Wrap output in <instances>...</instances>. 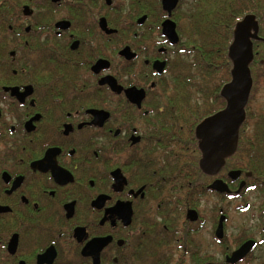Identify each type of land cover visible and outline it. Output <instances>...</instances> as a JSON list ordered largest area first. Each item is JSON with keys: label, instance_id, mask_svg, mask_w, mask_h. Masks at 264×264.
I'll list each match as a JSON object with an SVG mask.
<instances>
[{"label": "flooded vegetation", "instance_id": "obj_1", "mask_svg": "<svg viewBox=\"0 0 264 264\" xmlns=\"http://www.w3.org/2000/svg\"><path fill=\"white\" fill-rule=\"evenodd\" d=\"M215 2L0 0V264H264V168L200 165Z\"/></svg>", "mask_w": 264, "mask_h": 264}, {"label": "water", "instance_id": "obj_2", "mask_svg": "<svg viewBox=\"0 0 264 264\" xmlns=\"http://www.w3.org/2000/svg\"><path fill=\"white\" fill-rule=\"evenodd\" d=\"M176 2V0H175ZM260 25L255 14H247L236 23L233 41L229 46L228 56L232 61L231 80L223 85L220 94L226 100V106L216 114L204 119L197 126V136L201 140V168L205 173L217 174L224 166L226 158L238 148L239 135L246 118V106L253 87L251 64L254 60V41L264 39L259 35ZM130 49L122 53L128 57ZM132 88L127 90L129 93ZM142 96L144 92L140 90ZM140 103V102H139ZM240 170H235L234 178L239 177ZM242 182L240 188L243 186ZM212 187L219 191L228 190L227 184L219 179ZM244 249L236 252L243 255Z\"/></svg>", "mask_w": 264, "mask_h": 264}, {"label": "trees", "instance_id": "obj_3", "mask_svg": "<svg viewBox=\"0 0 264 264\" xmlns=\"http://www.w3.org/2000/svg\"><path fill=\"white\" fill-rule=\"evenodd\" d=\"M215 10L216 14L214 16L204 17L206 18L205 20L213 18V22H204L205 33L202 40V56L201 58L197 56L194 61L195 66H191L190 68L186 65L188 68L186 78L202 79V84L199 86V88L203 89L202 95L206 94V92H209V95L211 92L217 95L215 101H217V104L221 108V106L225 105V101L220 94V90L223 84L231 78L232 62L228 57V50L233 40V28L236 22L244 15L254 13L260 23V34L264 35V0H216ZM254 53L255 57L251 64V70L255 84L264 77L263 41H254ZM239 140L236 152V168L239 167L243 171L249 169L254 171V173L260 174L264 168V161L260 153L263 141L257 140L256 142L260 144L251 147L250 152L252 155L250 162L247 163L244 160L245 147L242 132L240 133ZM256 156H259L260 160Z\"/></svg>", "mask_w": 264, "mask_h": 264}, {"label": "rangeland", "instance_id": "obj_4", "mask_svg": "<svg viewBox=\"0 0 264 264\" xmlns=\"http://www.w3.org/2000/svg\"><path fill=\"white\" fill-rule=\"evenodd\" d=\"M259 35H260V37H263L260 33H259ZM261 41L264 42V39H261ZM253 83H254V79H253ZM172 84H174V82ZM179 89H180V87H179ZM178 91H179L178 87H175V88L170 87L169 88V92H171V94H176ZM252 91H253L252 92V96L250 97V101H249V106H250L249 107V111L251 112L249 114H251L250 118L252 119V121L250 123V127H251L252 132L249 133L248 136L251 138V140H255L257 134L259 133V132H256V131H259V129L257 127L258 126L257 125V121H259L261 116L263 117V115H264V77L262 79H260L259 82L255 83L253 85ZM215 104H213V105L209 104L210 108H208V109H211V108L219 109L220 106L218 104H216V105ZM201 107H203V105ZM221 108H222V106H221ZM242 126H244V125L242 124ZM242 126H241L242 130L240 129V133L241 132L243 133V140H244V147H245L246 138H248V137H247V135L245 136V133L243 131L244 127L242 128ZM253 128H255V130H253ZM239 139H240V135H239ZM238 146H239V143H238ZM236 152H237V150H236ZM236 152H235V155H234L235 156L234 157V160H235L234 161V168L236 170H240V169H237L239 167L236 168ZM260 153L262 154L261 158L264 160V144L261 145ZM258 157L259 156H256V158H258ZM258 159L260 160V157ZM238 166H239V164H238ZM223 169H225V170L227 169L226 162H225L224 166L220 169V171L218 173H220ZM245 170H249V169H245Z\"/></svg>", "mask_w": 264, "mask_h": 264}]
</instances>
